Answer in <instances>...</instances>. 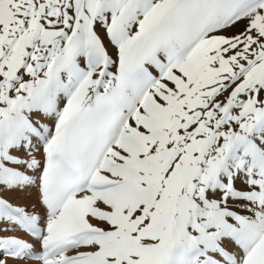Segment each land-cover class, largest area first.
<instances>
[{
  "label": "snow or ice",
  "instance_id": "6c2138e0",
  "mask_svg": "<svg viewBox=\"0 0 264 264\" xmlns=\"http://www.w3.org/2000/svg\"><path fill=\"white\" fill-rule=\"evenodd\" d=\"M0 264H264V0H0Z\"/></svg>",
  "mask_w": 264,
  "mask_h": 264
}]
</instances>
